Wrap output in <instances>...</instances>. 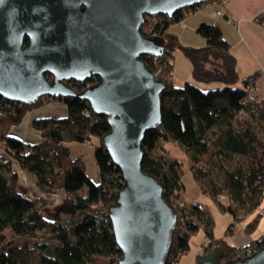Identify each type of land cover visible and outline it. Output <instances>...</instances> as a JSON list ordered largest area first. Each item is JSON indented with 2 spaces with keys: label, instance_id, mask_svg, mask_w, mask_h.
<instances>
[{
  "label": "trees",
  "instance_id": "1",
  "mask_svg": "<svg viewBox=\"0 0 264 264\" xmlns=\"http://www.w3.org/2000/svg\"><path fill=\"white\" fill-rule=\"evenodd\" d=\"M217 1L221 5L224 0ZM207 2L185 6L171 17L144 18H154L151 31L144 34H156L164 40L162 55L140 57L165 84L160 94L161 123L147 128L141 141V167L160 182L163 198L175 209L165 264L177 263L189 248L190 236L201 227L207 237L201 247L203 255L215 250L219 264L248 255L264 243V233L248 245L235 246L225 237L214 238L211 215L182 194L181 177L186 168L201 193L215 200L224 193L229 196L230 202L223 208L235 221H245L246 234L258 226L261 213L257 210L264 197V98H257L247 87L257 73L239 76L230 44L217 24L205 21L197 25L205 43L195 47L183 45L168 29ZM256 20L264 25V12ZM175 49L190 61L196 81L217 85L204 90L188 81L183 86L174 84ZM45 76L50 79L51 75ZM67 81L75 90L84 87V83ZM55 100L66 106L67 113L33 118L31 125L40 134L38 141H25L9 133L12 126L20 125L27 111ZM109 129L107 116L95 113L89 101L79 97L43 95L33 103H21L0 94V264H119L122 251L108 211L122 187V176L102 142ZM92 138L99 182L87 176L83 158L73 157L68 145ZM14 163L35 178V196L19 188ZM59 189L62 194L58 196ZM58 199L61 204L54 216L46 217L45 208L56 205ZM20 240L24 243L18 245ZM200 258L195 256V264H200Z\"/></svg>",
  "mask_w": 264,
  "mask_h": 264
},
{
  "label": "water",
  "instance_id": "2",
  "mask_svg": "<svg viewBox=\"0 0 264 264\" xmlns=\"http://www.w3.org/2000/svg\"><path fill=\"white\" fill-rule=\"evenodd\" d=\"M204 1L211 0H0V94L21 103L71 95L107 116L102 142L122 176L108 211L119 264H165L176 222L162 185L141 167V141L161 123L165 84L140 57L162 55L163 37L140 27L146 15L171 17ZM91 75L99 81L79 91L65 82ZM200 259L219 264L215 250ZM225 264H264V243Z\"/></svg>",
  "mask_w": 264,
  "mask_h": 264
},
{
  "label": "crops",
  "instance_id": "3",
  "mask_svg": "<svg viewBox=\"0 0 264 264\" xmlns=\"http://www.w3.org/2000/svg\"><path fill=\"white\" fill-rule=\"evenodd\" d=\"M217 10L220 12L218 13ZM264 12V0H227L220 5L217 2L206 3L190 13L183 20L172 23L168 29L175 33L178 40L184 45L203 46L205 39L197 32L199 23L212 22L220 27L222 36L229 42L231 52L236 59V70L240 77L252 75L256 72L255 85L252 92L259 99L264 98V25L256 20V17ZM177 49L174 50L173 67L176 66ZM182 60V58H180ZM58 108L59 116H65L66 106L60 102L46 104L37 109L28 111L23 119V125L12 126L9 133L22 140L38 141L40 134L32 128L33 118L55 115L52 109ZM36 110V111H35ZM21 122V124H22ZM250 217V216H249ZM242 227L232 235H223L235 246L248 245L259 235L246 234Z\"/></svg>",
  "mask_w": 264,
  "mask_h": 264
},
{
  "label": "rangeland",
  "instance_id": "4",
  "mask_svg": "<svg viewBox=\"0 0 264 264\" xmlns=\"http://www.w3.org/2000/svg\"><path fill=\"white\" fill-rule=\"evenodd\" d=\"M210 2L219 3L217 0H211V1H208L207 3H210ZM225 2L223 1L222 4H224ZM189 14H186L184 17H186ZM152 21H154V18L150 17V20L149 19L146 20L141 25L140 29L145 32H150ZM176 51H178L179 57L176 56V66L175 68L173 67L172 69V73H173L172 81L174 84H176L177 86H183L184 85L183 83L188 81L194 84H198L204 90H208L209 88H214L217 85L216 82L204 83L199 80L196 81L193 78L192 73L190 72L191 71L190 61L187 59L186 56H184L182 51H179V49H177ZM180 58H182V60ZM173 61H174V56H173ZM254 81H256L255 78H254ZM87 85H90V84L88 83ZM55 101L60 102L59 100H55ZM55 101L45 102L39 107H42L46 104L55 103ZM39 107H36L35 109ZM51 111L52 113H55V114L60 112L58 108L52 109ZM28 113L29 112L27 111L24 117ZM24 117L22 118V121ZM23 122L22 124L20 123V125H23ZM94 142H95V139L92 138L89 141H82V142L81 141L79 142L71 141V142H68V145L70 148V153L73 157L81 156L83 158L84 165L86 167L87 176H89L90 179H92L94 182H99L100 181L99 170H98L97 164L95 163V158L93 154ZM0 150H2L1 147H0ZM14 167L18 170V173H19V184H18L19 188L27 190V195L35 196L37 194V190L35 189V178L27 170L19 169L15 163H14ZM183 172L184 173L182 174V177H181L182 183H184V189L182 190V194L185 200L187 201L193 200L201 204V206L204 207L208 211L209 215H211V218L213 220V225H214L213 230H212V236H214V238L215 237L220 238L226 234L232 235L235 231H237V229L242 227V224H241L242 221H237V220L235 221L233 218V215L226 208L225 209L223 208L226 205H228L230 202L229 196L226 193L222 194L220 198L215 200L208 194L203 193V192L201 193L198 184L195 182L192 176L191 171L185 168ZM217 181H219V179H217ZM56 192L58 196L62 194L61 189L57 190ZM261 201L262 202L258 206V210H257V213L258 212L261 213V217L259 218L258 226L253 232H251L254 235H259V234L264 233V197L262 198ZM60 204H61L60 199H58L56 202V205L46 207L44 210L46 217L54 216L56 209L59 207ZM255 215H256V212L250 217H248L247 219L252 218ZM243 230H244V225H243ZM190 237L191 238L189 240L188 250L179 257L176 264H195V256L203 255L204 252L201 247H202V244H204V242H206L207 240L204 227L203 228L201 227L200 229H198ZM22 243H24L23 240H20L19 242H17L18 245H21ZM26 243L30 248L33 246V244H31L30 241Z\"/></svg>",
  "mask_w": 264,
  "mask_h": 264
},
{
  "label": "flooded vegetation",
  "instance_id": "5",
  "mask_svg": "<svg viewBox=\"0 0 264 264\" xmlns=\"http://www.w3.org/2000/svg\"><path fill=\"white\" fill-rule=\"evenodd\" d=\"M51 75V74H50ZM98 77L99 76H94V75H91V76H89L86 80H84V81H80V80H74V79H68V81L67 82H69V83H72V84H76L77 82L78 83H84V87L83 88H85V87H87V84L89 83L90 85H91V82H94V81H96L97 79H98ZM49 79V78H48ZM99 79H100V77H99ZM99 79H98V81H99ZM49 80H52V75L50 76V79Z\"/></svg>",
  "mask_w": 264,
  "mask_h": 264
},
{
  "label": "built area",
  "instance_id": "6",
  "mask_svg": "<svg viewBox=\"0 0 264 264\" xmlns=\"http://www.w3.org/2000/svg\"><path fill=\"white\" fill-rule=\"evenodd\" d=\"M224 1H226V0H224ZM217 12L219 13L220 11L217 10ZM254 85H255V81H252V83H250V84L247 86V87H249L248 89L251 90V92H252V89H253ZM87 86H88V85H87ZM252 93H253V92H252Z\"/></svg>",
  "mask_w": 264,
  "mask_h": 264
}]
</instances>
